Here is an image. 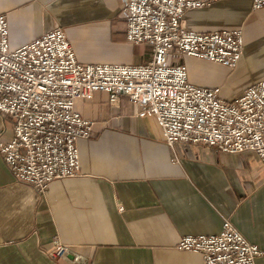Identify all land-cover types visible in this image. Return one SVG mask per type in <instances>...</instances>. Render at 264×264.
Masks as SVG:
<instances>
[{"label": "crops", "instance_id": "obj_1", "mask_svg": "<svg viewBox=\"0 0 264 264\" xmlns=\"http://www.w3.org/2000/svg\"><path fill=\"white\" fill-rule=\"evenodd\" d=\"M122 0H0L12 49L62 28L79 62L140 66L148 45L127 41ZM186 28L212 32L241 28L244 49L234 69L185 56L189 81L219 88L231 101L264 80V7L252 0H216L187 11ZM93 122L78 142L80 171L45 192L15 180L0 153V264H205L180 251L183 236H213L229 220L264 252V161L256 153L164 141L154 117H140L127 96L106 93L77 100ZM0 113V140L13 137ZM72 252L52 260L55 239ZM80 260L76 261L75 258ZM255 264H264V254Z\"/></svg>", "mask_w": 264, "mask_h": 264}, {"label": "built area", "instance_id": "obj_2", "mask_svg": "<svg viewBox=\"0 0 264 264\" xmlns=\"http://www.w3.org/2000/svg\"><path fill=\"white\" fill-rule=\"evenodd\" d=\"M122 1L127 41L152 48L148 64L81 63L60 27L12 49L0 15V113L13 121L14 131L10 140H0V153L15 180L42 193L54 180L78 176V142L91 137L93 122L75 103L98 92L112 103L127 96L138 116L156 119L171 148L177 142L202 144L231 154L252 151L264 161V80L227 101L217 87L192 84L178 62L189 56L234 69L243 54V30L185 27L187 11L216 0ZM262 7L264 0H252V10ZM53 244L52 260L72 252L57 238ZM176 248L200 254L205 264H255L264 254L229 220L219 234L183 236Z\"/></svg>", "mask_w": 264, "mask_h": 264}, {"label": "rangeland", "instance_id": "obj_3", "mask_svg": "<svg viewBox=\"0 0 264 264\" xmlns=\"http://www.w3.org/2000/svg\"><path fill=\"white\" fill-rule=\"evenodd\" d=\"M120 17V16H119ZM121 19V18H120ZM122 20V19H121ZM123 21V20H122Z\"/></svg>", "mask_w": 264, "mask_h": 264}]
</instances>
